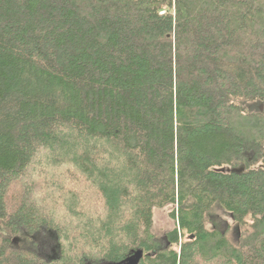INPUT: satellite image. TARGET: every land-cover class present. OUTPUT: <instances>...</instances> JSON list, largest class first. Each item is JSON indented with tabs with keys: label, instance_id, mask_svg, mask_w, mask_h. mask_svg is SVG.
I'll use <instances>...</instances> for the list:
<instances>
[{
	"label": "trees",
	"instance_id": "obj_1",
	"mask_svg": "<svg viewBox=\"0 0 264 264\" xmlns=\"http://www.w3.org/2000/svg\"><path fill=\"white\" fill-rule=\"evenodd\" d=\"M138 248L264 264V0H0V264Z\"/></svg>",
	"mask_w": 264,
	"mask_h": 264
},
{
	"label": "rangeland",
	"instance_id": "obj_2",
	"mask_svg": "<svg viewBox=\"0 0 264 264\" xmlns=\"http://www.w3.org/2000/svg\"><path fill=\"white\" fill-rule=\"evenodd\" d=\"M171 207L164 206L160 208H155L153 211V226L154 230L158 235H162L165 231L173 227V221L169 216ZM220 218L218 222L219 228L227 231L229 237L235 238V225L231 220L230 216L223 213L220 209H217Z\"/></svg>",
	"mask_w": 264,
	"mask_h": 264
},
{
	"label": "water",
	"instance_id": "obj_3",
	"mask_svg": "<svg viewBox=\"0 0 264 264\" xmlns=\"http://www.w3.org/2000/svg\"><path fill=\"white\" fill-rule=\"evenodd\" d=\"M144 252L142 249H133L123 259L116 262H108L104 264H139V261L143 257Z\"/></svg>",
	"mask_w": 264,
	"mask_h": 264
}]
</instances>
